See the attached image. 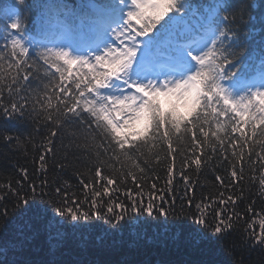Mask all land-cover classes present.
Instances as JSON below:
<instances>
[{
  "label": "trees",
  "instance_id": "1",
  "mask_svg": "<svg viewBox=\"0 0 264 264\" xmlns=\"http://www.w3.org/2000/svg\"><path fill=\"white\" fill-rule=\"evenodd\" d=\"M226 10L229 21L221 19L223 10L215 16V24L229 30V35L234 39L225 42L228 50L235 47L237 41L242 45L241 56L234 61L232 67L237 75L252 77L264 72V25L259 23L256 9L241 13L240 8L251 0H228ZM197 5L200 13L208 18L213 7L212 0H188ZM264 2V0H262ZM47 8V19L56 33L60 29L56 24L67 21L74 28L83 25L87 31V24L92 15L89 8L90 0H26L24 5L17 4V0H0V103L10 104L12 99L19 100V96L31 97L39 81L31 69L24 68L18 71L11 67L15 62L19 49L13 53L12 40L20 39L22 44L29 48L28 60L30 63L43 64L37 60L36 36L38 24V6ZM208 6V11L204 10ZM127 10V9H126ZM185 17L176 26V31L186 35L195 33L190 23L191 9H186ZM188 16V17H187ZM20 23L21 33L13 32L10 25ZM205 33L212 36L207 29ZM103 45L101 37L97 43ZM52 46V45H50ZM254 57V59H253ZM46 67V65H44ZM74 75L79 74L77 66H73ZM107 68L102 71H107ZM50 71H54L50 70ZM83 71H87L85 67ZM30 73L28 81H23L25 73ZM39 75L48 82V78L41 68ZM16 76L24 87L19 95L15 94L16 84L12 77ZM59 83V76H56ZM67 87L76 91L75 85L70 80L65 81ZM223 87V86H222ZM224 88V87H223ZM225 89V88H224ZM55 93V94H54ZM225 95H227L225 91ZM51 96V119H45V107L48 97ZM63 96L59 88L53 85L47 94L41 92L39 102L34 99L24 101L28 105L22 113L6 117L0 112V213L6 212L7 216L0 215V264H42V262L55 260L57 264H264V245L255 244V237L264 234L261 221H264V185L260 184V177L264 176V167L256 153L264 155L261 143H254L256 138L249 141L251 149L244 148L240 156V133L232 132V122L227 117H220V124L228 125L226 129L211 123L204 124L210 143L199 148L195 153L191 150L192 127L188 126L190 116L196 111L198 103L192 110L186 111L184 106L179 110L157 113L161 135L157 139L150 135L154 131L150 122L143 132L135 133L133 130L119 132L122 143L119 150L109 144L108 139L95 129V123L88 124L56 120L55 108H63L59 98ZM35 103V111L32 105ZM87 116V113H84ZM209 122L214 121V116L208 117ZM165 124L168 125L165 131ZM196 135L201 141L205 138ZM248 131V129H245ZM259 132V129L257 130ZM55 135H52V133ZM207 136V134H205ZM12 137L11 142L4 139ZM235 136L238 145L235 149L228 147V142ZM224 137V146L217 138ZM264 142V137H259ZM212 145H215L213 151ZM135 147V151L128 154L126 151ZM175 147L176 152L169 155V148ZM235 151L236 156L232 153ZM249 152L252 153L251 157ZM44 156L41 161L40 157ZM195 157L201 159L199 168L192 163ZM227 157V159H225ZM106 163L100 168L101 177L95 176L97 161ZM251 161V163H249ZM233 166L239 172L243 167L242 180L232 181L231 171ZM144 167V172L140 169ZM172 169V182L168 181V169ZM133 172L132 175H127ZM219 175L224 183L216 180ZM125 176L127 178L125 179ZM187 176L190 187H187L184 177ZM107 178H114L117 183L107 184ZM123 181V182H121ZM33 183L39 195L40 186L43 185L45 200L49 193L53 201L56 200V189H61L59 198L67 196L74 199L83 210L91 211V201L95 199L100 210H106L109 204L117 201L127 204L128 194L143 199L145 203L149 194L164 195L163 206L171 210L174 206L177 216L169 215L167 218L146 215H127L117 228H111L102 221L94 220V227L88 228L82 234L77 233L79 239H71L60 249L54 252L44 244L43 233L33 245L21 251L13 252L8 248V242L13 238L15 226L22 222L21 212L15 207L16 192L30 193ZM89 186L86 188L84 184ZM156 189H152V185ZM109 189L105 194L104 188ZM143 189V197L139 196ZM100 195L96 196L95 193ZM223 198L227 200L232 196L235 204L228 202L226 205L219 203ZM187 197H193L195 203L210 205L206 207L205 214L210 224L214 225V209L220 210L225 216H231L233 227L227 229L221 240H213L206 232L199 231L201 226L194 224L192 215L189 214ZM184 202V214L180 213L181 202ZM160 203L159 200L155 201ZM39 204L40 201H37ZM47 207L46 204H41ZM71 206V205H69ZM119 212V210L117 209ZM195 212V208H191ZM185 215L187 218H184ZM48 217H51L49 210ZM44 221L37 227L43 228ZM6 225V226H5ZM251 225V227H249ZM66 230H69L66 226ZM199 238V243H196ZM7 253L6 255L4 253Z\"/></svg>",
  "mask_w": 264,
  "mask_h": 264
},
{
  "label": "snow or ice",
  "instance_id": "2",
  "mask_svg": "<svg viewBox=\"0 0 264 264\" xmlns=\"http://www.w3.org/2000/svg\"><path fill=\"white\" fill-rule=\"evenodd\" d=\"M25 2L26 0H17L19 5H24ZM212 2L213 7L206 23L208 30L215 34L201 46H198L196 41L192 44H184L183 33L176 31V26L186 9H191L193 15L200 16L199 6L189 3L188 0H90L92 15L87 24V31L82 30L83 25L80 28H74L67 21H61L56 24V27L60 29L59 33L52 30L47 19L46 6H38L39 27L33 39L36 40L37 60L42 61L43 64L30 63L29 48L25 47L20 39H11L13 53L15 54V50L19 49V54L11 67L18 71H23L24 68L31 69L39 84L33 90L31 97L19 96V100L12 99L10 104L0 103V112L12 118V114L22 113L24 108L28 107L24 101L34 99L39 102L41 92L47 94L48 89L55 85L60 93H63V96L59 98L63 108H55L56 120L95 123L93 131L98 129L105 139H108L109 144L114 146V150H119L122 141L117 135L118 132L131 130L147 118L150 127L154 129L150 135L158 139L162 132L157 113L162 110L166 113L179 110L189 100L194 99L198 107L187 122L188 126L192 127L191 150L193 153L210 143L208 138L213 131L211 133L205 131V123L211 128V123L214 122L225 128L227 132L228 125L220 124V117H227L232 122V132L240 133L241 157L244 148L253 147L249 143L253 138H256L254 143H261L264 147V142L259 140V137H264V90L257 89L251 95L233 101L225 95V89L222 87L225 80H231L237 75L236 71L228 66H232L241 56L242 45L237 41L233 50H228L231 46L226 47L225 42L234 37L230 36L229 30L225 28L217 31L214 22L215 16L230 5L228 0H212ZM250 9L257 10L259 23L264 25V2L251 0L250 3L242 5L240 11L243 13ZM204 10L208 11L207 5H204ZM221 19L227 25L229 21L227 12H224ZM10 28L13 32L21 33L22 25L13 23ZM101 37L103 45L96 47ZM109 39L111 43H108ZM65 43L82 45L85 50L92 48L97 54L90 57L73 56L68 47L61 46ZM53 44L56 46H50ZM209 44L211 47H208ZM74 65L80 70L78 75H74ZM85 67L87 71H83ZM41 68L48 78L47 83L39 75ZM104 68L108 70L102 71ZM53 69L54 71H50ZM57 74L59 83L56 82ZM29 78L30 73L26 72L23 81L26 82ZM67 80L75 85L76 91L67 87L64 83ZM12 82L17 86L15 94L19 95L24 85L18 82L16 76L12 77ZM51 98V96L48 97L49 102L45 107V119L52 118V113L48 111L53 108ZM32 108L33 111L36 110L35 103ZM84 113H87V116ZM209 116H214V121L209 122ZM164 129L167 131V124ZM193 129L198 130L200 136L205 139L201 141ZM52 135L55 133L53 132ZM4 139L11 142L12 137L5 136ZM217 141L223 149L224 137L217 138ZM237 145L238 140L233 136L228 142V147L235 149ZM212 148L215 151V145H212ZM126 151L131 155L135 147ZM175 152L176 148L171 147L167 153L172 155ZM232 155L236 156L237 153L233 151ZM251 155L252 153L249 152L250 157ZM256 155L261 161V166L264 167V155L259 153ZM40 160L43 161L44 156H41ZM105 163L106 161L98 159L96 177L102 178L100 168ZM192 163L199 168L201 159L195 157ZM144 170L142 167L140 172L143 173ZM127 175H132L135 179L133 172ZM243 176V167L238 172L233 166L232 181L242 180ZM216 180L224 183L219 175L216 176ZM184 181L186 186L190 187L187 176L184 177ZM167 182L169 184L172 182L171 167L168 169ZM115 183L117 181L114 178H107L108 185ZM260 184L264 185V176L260 177ZM84 186L87 188L89 185L85 183ZM43 187V185L40 186L39 195L34 183L30 188L31 194L26 191L21 196L19 190L16 192L15 207L26 218L15 226L14 236L8 242V248L13 252L33 245L40 238L41 233H43L44 244L54 252L63 248L70 237L79 239L76 236L77 233L82 234L88 228L94 227L93 218L111 228H117L127 215L148 217L158 215L164 218L173 215L179 218L174 206L171 210L163 206L168 201L165 200L164 195L160 194L150 193L146 203L143 199H137L136 196L128 194L127 204L117 201L114 205L109 204L104 211L100 210L97 201L93 199L92 210L87 211L67 196L61 200L59 188L56 189L55 201L50 193L45 200ZM152 189H156L155 184L152 185ZM108 191L109 189L105 187V194ZM261 191H264V188ZM95 195L99 196L100 193L96 192ZM139 196L143 197L142 188ZM156 200L160 203H156ZM37 201L40 203L38 204ZM228 202L235 204L236 200L232 196H228L225 200L221 193L219 203L226 205ZM41 204H46L47 207H42ZM187 204L189 214L193 217L192 222L201 226L199 231L206 232L207 236L213 240H221L225 230L232 229L231 216H225L220 210L214 209L215 224L212 225L205 214L206 207L210 205L195 203L193 197H187ZM192 207L195 208V212L191 211ZM49 210L51 217L47 216ZM180 213L184 214L183 201ZM0 215L6 217L7 213L3 212ZM184 218L187 216L185 215ZM41 221H44L42 229L37 227ZM66 226L69 230H66ZM261 229L264 230V221H261ZM195 242L199 243V238H196ZM253 242L264 245V234L255 237ZM11 264H17V262L12 261ZM42 264H57V261L51 260Z\"/></svg>",
  "mask_w": 264,
  "mask_h": 264
},
{
  "label": "rangeland",
  "instance_id": "3",
  "mask_svg": "<svg viewBox=\"0 0 264 264\" xmlns=\"http://www.w3.org/2000/svg\"><path fill=\"white\" fill-rule=\"evenodd\" d=\"M255 83H256V84H260V81H255ZM259 89L264 90V85H261ZM227 94H228V97H229L231 100H233V101L242 98L240 93H235V94H233V93H229V92H228ZM196 103H197V102H196L194 99L189 100L188 103H187L186 105H184L185 110H186V111H190V110H192L193 107L196 105ZM146 122H147V121H146V118L143 119V120L141 121V123L139 124L140 130L143 131V130L145 129Z\"/></svg>",
  "mask_w": 264,
  "mask_h": 264
}]
</instances>
